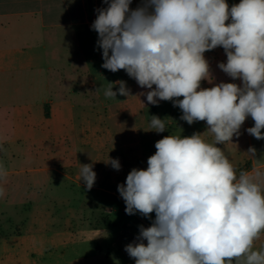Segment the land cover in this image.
Segmentation results:
<instances>
[{"label": "clouds", "instance_id": "9594fccd", "mask_svg": "<svg viewBox=\"0 0 264 264\" xmlns=\"http://www.w3.org/2000/svg\"><path fill=\"white\" fill-rule=\"evenodd\" d=\"M104 2L108 7L98 10L92 25L102 67L126 71L149 89L143 93L149 104L172 101L182 120L206 122L213 137L164 136L147 168H133L118 185L127 214L155 213L126 252L135 264H264V249L254 250L264 233V169L257 164L237 173L218 147L232 143L248 117L254 126L247 132L264 139V0L231 7L226 0H142L135 9L132 0ZM217 47L227 57L218 67L241 84L201 87L213 79L204 54ZM104 94L128 97L130 90L124 81L109 82ZM150 126L166 131L158 116H151ZM248 153L260 161L255 148ZM107 163L120 169L117 159ZM80 178L93 187L91 164H81Z\"/></svg>", "mask_w": 264, "mask_h": 264}, {"label": "rangeland", "instance_id": "374dc122", "mask_svg": "<svg viewBox=\"0 0 264 264\" xmlns=\"http://www.w3.org/2000/svg\"><path fill=\"white\" fill-rule=\"evenodd\" d=\"M226 2L232 6L231 0ZM17 45L19 41L9 33L0 38V264H44L41 253L49 245L46 234L53 232L61 233L64 243L53 255L61 258V264H73L71 260L80 255L94 253L97 245L89 241L88 229L82 226L97 225L104 216L110 222L116 221L119 213L112 215L106 209L123 205V199L82 188L52 170L75 175L76 171L80 173L81 164H91L96 173L93 186L113 187L118 192V185L125 183L133 168H147L158 140L172 134V130L173 135L202 134L207 125L203 121L189 125L183 120L184 126L176 129L181 118L173 116V102L149 104L143 95L149 89L141 88L124 70L116 74L126 82L131 99H139L136 109L123 108L126 100L119 94L116 98L104 94L99 101L96 89L88 87L86 79V71L98 75V69L88 68L75 39L61 36L47 51L35 48L25 55H11L9 51H15ZM210 73L212 82L207 81L209 86L204 88L221 82L238 84L218 65L210 67ZM49 99L62 105L44 104ZM71 105L73 117L67 114ZM42 108L47 117L53 108L62 109L64 114L55 113L47 120ZM151 116L164 119L166 131H152ZM253 126L254 121L248 117L232 143L218 145L237 173L251 171L257 164L264 169V139L258 140L247 132ZM204 138L210 142L213 139L207 132ZM94 143L99 148L91 149ZM249 148L256 150L255 158L260 160L256 164L251 161ZM109 159H117L120 169L107 163ZM71 160L78 161L77 170L70 168ZM110 229L114 236L107 241L108 246L112 243L113 259L117 257V264H128L127 230ZM137 231L134 228L131 233L136 235Z\"/></svg>", "mask_w": 264, "mask_h": 264}, {"label": "crops", "instance_id": "0c3cea01", "mask_svg": "<svg viewBox=\"0 0 264 264\" xmlns=\"http://www.w3.org/2000/svg\"><path fill=\"white\" fill-rule=\"evenodd\" d=\"M239 2L240 0H231L232 5L238 4ZM141 3L142 0H132L130 8L135 9L140 6ZM107 7L108 4L105 3L104 0H0V38L9 33L13 38L15 36L16 40L19 41V45H17L15 51H9L11 55H15V53L25 55L30 49L35 48H41L47 51L51 48L49 47L51 44L58 43L61 36L75 39L88 68L98 69V75H93L90 70L86 71L88 74L86 79L88 87L96 89L97 99L100 101L105 90L109 87V82L120 81L116 72L114 73L102 67L104 60L102 58V49L97 43L99 39L98 33L92 28V25L97 18L98 10L105 9ZM42 37H44V39H42ZM38 38L39 40H37ZM204 55L208 60L210 67L219 65V63L222 62L226 63L227 60L222 47H217L216 49L207 51ZM56 59H60V57H56ZM12 61H14V59H12ZM1 63L2 61L0 60V65ZM237 81L238 84L242 83L240 80ZM206 82L207 81H203L202 83H204V86L201 87H208L209 84ZM117 88L118 85L113 88V91H116ZM125 100L126 101L122 105L125 109L133 111L138 106L137 102H139V99L133 101L131 97L128 96L125 97ZM47 103L53 106L55 104L62 105L61 103H56L53 99L47 100L44 104ZM73 107L74 106L71 105V110H67V114L70 113V117H73L74 115ZM105 107H107V105ZM177 108L179 107L175 106L172 109L173 116L181 118V111H177ZM42 110L47 120L53 118L55 113L60 116H63L64 114L62 109L53 108L49 110L50 116L47 117L45 114V108H42ZM183 126L184 121L181 119V124L175 128L178 129ZM173 134L172 130V134L170 135ZM90 147L93 150L99 148L98 143H94ZM251 161L253 164H256V161L253 158ZM78 165L77 160H71L69 162V166L72 170H77ZM52 171L56 172L59 176L70 180L71 182H75L80 187L86 188L84 183L81 182L80 173L78 171L75 172V175L66 173L59 169H53ZM111 188L112 189H104L93 186L91 190L99 191L104 195H108L115 199H123L116 189L113 187ZM121 201L123 205L115 206L114 208L112 207V209L110 207L106 209L110 212L109 214L112 215L119 213V218L116 220L118 223H116V221L110 222L108 216H104L101 217V222L97 225L90 223L87 227L82 226V228L88 229L86 233L90 236L89 241H94L97 244L95 246V252L89 255L82 254L80 257L71 260L70 263L117 264V257L113 259L114 256L111 251L112 243L108 246L109 243L107 240L112 241L114 236L113 230H109V228L125 227L128 233L127 235L130 236V244H132L134 238L140 231V226H143L145 222L152 223L155 220V214H150L149 217H144L143 215L138 214V212H135L133 215L127 214L125 211L126 204L124 200ZM134 228H137L138 230L136 235L131 233ZM70 241H73V238H70ZM81 241L87 242L86 240ZM45 242L49 245L45 247V251L41 253L43 260L45 261L44 264H61V258H57L53 255V251H56L64 244L62 243L61 233L53 232L46 234ZM102 243L105 244L104 247L101 246ZM255 246L264 248V233H262L260 238L255 241L254 250L256 249Z\"/></svg>", "mask_w": 264, "mask_h": 264}, {"label": "built area", "instance_id": "2783aa9c", "mask_svg": "<svg viewBox=\"0 0 264 264\" xmlns=\"http://www.w3.org/2000/svg\"><path fill=\"white\" fill-rule=\"evenodd\" d=\"M151 222H145L144 223V225H143V227H149V226H151ZM139 233H140V231H139ZM139 233L136 235V237L134 238V240H133V242L132 243H134V242H138L137 241V237L139 236ZM145 243H147L146 241H145ZM128 261H129V264H135V259L134 258H132V257H130L129 255H128Z\"/></svg>", "mask_w": 264, "mask_h": 264}]
</instances>
